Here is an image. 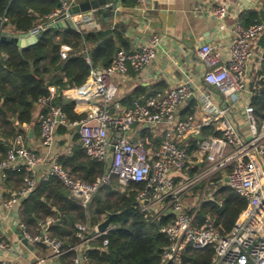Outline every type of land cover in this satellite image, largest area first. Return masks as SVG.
<instances>
[{
  "label": "built area",
  "instance_id": "obj_1",
  "mask_svg": "<svg viewBox=\"0 0 264 264\" xmlns=\"http://www.w3.org/2000/svg\"><path fill=\"white\" fill-rule=\"evenodd\" d=\"M58 1L59 8L47 17L45 23L30 29V35L39 33L60 16L70 18L77 29L101 28L93 15L68 14L69 8L78 0ZM135 1L142 6L146 0ZM230 7L228 0H217L206 11L216 20L223 21ZM0 24L1 33H15L8 27L5 17H0ZM233 32L234 40L229 45L226 58L211 44L197 50L205 88L187 80L143 101H136L121 113L114 112L112 104L116 101L118 88L111 77L114 74L125 75L130 68L139 72L155 59L160 37L151 34L137 50H120L109 66L92 68L82 86L62 90L63 98L74 102V112L83 114L79 120L69 121L61 107L53 103L58 95L55 86H49L48 95L35 104L38 108L35 121L43 147L50 150L56 145L60 126L71 132L76 129L86 155L107 166L102 177L87 184L71 178L58 163V155L49 158L45 177L58 178L80 206L86 208L99 187L116 178L120 186L129 182L145 184L137 195L139 209L145 216L173 217L168 226L160 229L168 240L161 254V264H188L182 259L187 247L193 250L212 247L210 264H264V123L260 127L256 125L250 100L258 77L255 75L248 79L247 76L253 50L264 36V22H254L245 27L238 19L233 24ZM66 49L62 48V58H65ZM261 59L262 50L259 48L257 69ZM210 87L222 101L221 106L212 101L207 89ZM244 92L247 100L243 108L246 131L242 133L227 120V115L231 106L242 99ZM190 96L200 104L199 117L179 115L180 106ZM217 120L220 126L214 129L220 134L203 135V128L210 127ZM134 125L159 126V146L150 149L142 140L131 141L129 135ZM22 141V135L16 136L6 157L0 161L2 180H5L6 170L14 171L23 166L27 172L20 189L3 204L8 212L33 191L37 182L36 168L47 160ZM193 143L196 148L188 153V147ZM221 187L231 189L246 201L245 208L225 234H220L215 217L210 214L198 216L202 203L216 201L220 204L216 194ZM50 222L51 219H46L36 234H31L23 223H19L26 241L32 245H44L50 251L48 257L39 258L36 264H46L47 260L59 264V258L68 252L73 253L70 264H91L86 254L90 243L114 228L109 224L106 231L99 232L97 225L90 227L86 223H77L79 242L65 248L60 241L49 236ZM106 244L107 239H104L103 245ZM0 252H13L1 235ZM3 264L18 263L7 259Z\"/></svg>",
  "mask_w": 264,
  "mask_h": 264
},
{
  "label": "trees",
  "instance_id": "obj_2",
  "mask_svg": "<svg viewBox=\"0 0 264 264\" xmlns=\"http://www.w3.org/2000/svg\"><path fill=\"white\" fill-rule=\"evenodd\" d=\"M135 4V0H124L126 6ZM59 6L58 0H0V17L7 19L13 32L27 33L37 24L45 23ZM239 20L245 27L263 22L256 10L246 11ZM63 47L67 48L65 58L61 57ZM258 47L262 50V59L255 71L258 82L250 100L256 125L260 127L264 123V36L258 40ZM120 50L130 51L128 39L117 25L111 27L103 22L101 28L93 30L48 29L25 49L14 43L0 42V161L6 157L15 137L24 135L23 125L32 124L34 106L48 95L49 86L56 87L58 95L53 103L61 107L69 121L82 118L83 114L74 112V103L63 98L62 90L82 86L92 68L109 66ZM160 89L148 92L138 87L120 103L130 108L134 102L162 92ZM57 132L64 137L61 144L67 142L71 130L60 126ZM202 134L219 135L220 132L210 126L203 128ZM72 141L70 151L58 155V163L74 180L92 184L106 173L107 166L86 155L77 134L72 136ZM195 148L193 143L188 153ZM4 173V182L15 181L21 185L27 175L23 166ZM144 188V183L135 182L120 186L117 179L112 178L99 187L83 208L58 178L48 176L37 180L33 191L19 202V221L28 232L36 234L40 225L51 219L49 236L70 248L79 242L75 224L94 227L111 214L110 224L114 228L90 243L86 252L90 263L161 264V254L168 240L160 229L168 226L173 217L145 216L137 202V195ZM216 197L220 204L216 201L202 203L198 216L215 217L220 234H225L245 208L246 201L226 187H221ZM104 239H107L106 245H103ZM35 246L46 248L41 244ZM72 256V252L62 255L59 264H70ZM212 256V247L202 250L187 247L182 259L188 264H210Z\"/></svg>",
  "mask_w": 264,
  "mask_h": 264
},
{
  "label": "crops",
  "instance_id": "obj_3",
  "mask_svg": "<svg viewBox=\"0 0 264 264\" xmlns=\"http://www.w3.org/2000/svg\"><path fill=\"white\" fill-rule=\"evenodd\" d=\"M85 0H78L83 2ZM112 4L114 0H107ZM217 0H146L142 6L137 3L134 6L124 5V0H115L118 14L108 21L92 17L101 24L107 23L109 26H118L128 39L130 51L145 42L151 34L160 37V46L157 49L155 59L143 70L136 72L129 69L127 74H114L111 80L118 88L116 101L112 104V110L121 113L127 106L120 102L130 95L136 88H145L146 91H153L161 88L162 92L167 91L187 80L193 85L204 87L202 76L203 68L197 57V50L202 46V42L216 47L223 58L227 57L229 45L234 40L233 24L246 13V11L264 9V0H228L231 4L228 16L223 21L213 18L206 10L213 6ZM259 56L258 45L253 50L252 62L248 65L247 76L252 79L257 70V58ZM205 88V87H204ZM211 93L212 101L222 105V101L217 97L213 88H207ZM155 91V90H154ZM246 92L242 99L234 103L227 115V120L239 128L240 132L246 131V120L244 115V105L246 104ZM199 102L190 96L180 106L179 115L201 116ZM37 106L33 110V122L30 125H23V144L35 152L37 155L46 157L44 164L36 168L37 180L45 178L47 174L48 160L53 155L68 153L72 141V136L77 134L74 129L71 135L64 141V137L58 134V141L52 149L43 147L39 142V127L35 121ZM81 111V110H80ZM211 126L219 128L220 121L212 122ZM159 126L134 125L129 135L131 141L142 140L147 142V147L155 149L161 140ZM66 140V139H65ZM21 183L10 181L4 182L0 178V235L12 247V253L0 252V264L7 259H14L18 264H36L39 258H46L50 251L45 248L32 245L30 242H23L21 230L19 228V203L11 211H6L3 204L8 201ZM46 264H57L47 260Z\"/></svg>",
  "mask_w": 264,
  "mask_h": 264
},
{
  "label": "water",
  "instance_id": "obj_4",
  "mask_svg": "<svg viewBox=\"0 0 264 264\" xmlns=\"http://www.w3.org/2000/svg\"><path fill=\"white\" fill-rule=\"evenodd\" d=\"M258 13L261 17V20L264 22V9H259ZM69 15L84 14V15H97L99 18L108 21V18L113 20V18L118 14L115 0L112 4H108L107 0H85L83 2H78L72 5L68 10ZM71 28L73 30L77 29L76 24L70 19L65 18V16H60L56 18L53 22H50L48 26H45L39 33L35 35H30L27 33H9L3 32L0 34V42H9L14 43L18 47L25 49L34 43L40 38V36L51 28ZM207 41L202 42L204 46ZM73 102V101H72ZM74 103V102H73ZM198 139H202L201 135L196 136ZM111 214H108L105 219L97 225V230L99 232H104L107 230L110 221ZM23 242L26 244V240Z\"/></svg>",
  "mask_w": 264,
  "mask_h": 264
}]
</instances>
